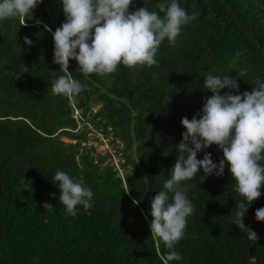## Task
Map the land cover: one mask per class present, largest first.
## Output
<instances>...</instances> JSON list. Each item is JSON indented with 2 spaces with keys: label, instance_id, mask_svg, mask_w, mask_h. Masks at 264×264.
<instances>
[{
  "label": "trees",
  "instance_id": "16d2710c",
  "mask_svg": "<svg viewBox=\"0 0 264 264\" xmlns=\"http://www.w3.org/2000/svg\"><path fill=\"white\" fill-rule=\"evenodd\" d=\"M160 2L133 0L129 11L144 6L158 11ZM176 2L198 15L182 26L174 46L167 39L161 43L157 65L121 64L101 77L80 72L70 60L69 72L86 86L74 97L54 95L50 88L64 73L52 62L54 40L43 25L54 32L65 22L60 0H42L32 17L0 20V264H164L169 251L182 259L168 264H264V222L255 218L264 208V186L244 217L258 236L249 240L232 221L243 198L227 165L222 177L213 174L202 183L201 169L181 182L194 212L172 249L151 237V202L170 178L186 131L181 120L202 114L205 98L212 95L203 79L209 73L237 76L246 69L233 94L251 92L257 78L264 82V0ZM25 36L32 46L24 43ZM79 122L123 145L122 176L103 165L104 157L92 156L93 147H82L87 131H78ZM205 151L214 163L223 158L212 145L197 154L198 160ZM57 170L82 178L92 190L89 210L78 205L75 217L67 214L52 180ZM44 203L54 208L44 211Z\"/></svg>",
  "mask_w": 264,
  "mask_h": 264
},
{
  "label": "clouds",
  "instance_id": "9594fccd",
  "mask_svg": "<svg viewBox=\"0 0 264 264\" xmlns=\"http://www.w3.org/2000/svg\"><path fill=\"white\" fill-rule=\"evenodd\" d=\"M42 0H0V20L9 18L32 17L33 10ZM65 22L54 32L48 25L45 31L52 33L54 40L53 63L60 66L64 73L51 82L54 95L78 96L86 89L69 72V61L78 63L79 71L84 74L108 76L117 71L119 65L127 68L157 65L156 55L161 43L167 39L175 45L182 26L196 19L198 14L189 15L176 0L169 4L161 0L158 11L146 6L130 12L133 0H60ZM160 13L164 15L161 16ZM37 25L41 21H36ZM24 43L32 46L27 36ZM240 58L236 53L230 62L233 67ZM241 69L237 76L245 75ZM237 76L207 74L203 88L211 92L204 100L202 114L197 113L189 120L182 118L181 124L186 131L177 149V157L170 178L163 184L151 202V237L162 241L167 249L179 242L185 232L187 218L194 212V206L187 198V189L181 187L199 175L202 183L208 176L222 177L225 165L235 180V191L243 198L237 202L233 224L247 233L249 240H257V234L247 228L244 217L252 202L261 196L264 186V82L255 80L251 92H239ZM231 91L221 94V90ZM216 145L222 150L223 158L214 163L210 152L202 160L197 154ZM53 182L58 185L59 202L67 214L75 217L77 206L87 211L92 207L93 192L84 185L81 178L76 180L64 171L57 170ZM53 198L55 194L53 193ZM139 202L133 200V204ZM44 211H51V203L42 205ZM232 214V213H231ZM147 219V216L145 217ZM258 222H264V208L255 211ZM176 251L165 255L164 264L181 260Z\"/></svg>",
  "mask_w": 264,
  "mask_h": 264
},
{
  "label": "rangeland",
  "instance_id": "374dc122",
  "mask_svg": "<svg viewBox=\"0 0 264 264\" xmlns=\"http://www.w3.org/2000/svg\"><path fill=\"white\" fill-rule=\"evenodd\" d=\"M98 108L99 106L94 107L92 113L96 112ZM75 116L77 117V119H79L78 118L79 116L76 113ZM91 129H92V125L87 126V128H85L83 126V122L78 123L79 132L85 130L87 131V141L84 144H82V147H86V148L93 147L94 152L92 156L104 157L103 165L108 164L112 166L115 170H117L118 174L122 176L123 168L121 167V165L123 164L124 160L120 150L123 148V145L118 140H115L113 142L112 140L114 138L111 134L108 137H104L103 135H99L94 132H91ZM60 139L66 143H75V141H71L65 137H60ZM127 169L130 170L131 167H128Z\"/></svg>",
  "mask_w": 264,
  "mask_h": 264
}]
</instances>
